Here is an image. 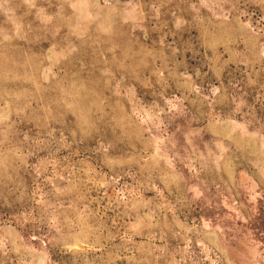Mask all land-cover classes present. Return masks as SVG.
Instances as JSON below:
<instances>
[{
    "label": "rangeland",
    "instance_id": "1",
    "mask_svg": "<svg viewBox=\"0 0 264 264\" xmlns=\"http://www.w3.org/2000/svg\"><path fill=\"white\" fill-rule=\"evenodd\" d=\"M0 264H264V0H0Z\"/></svg>",
    "mask_w": 264,
    "mask_h": 264
}]
</instances>
